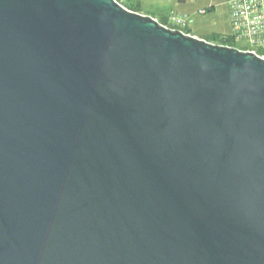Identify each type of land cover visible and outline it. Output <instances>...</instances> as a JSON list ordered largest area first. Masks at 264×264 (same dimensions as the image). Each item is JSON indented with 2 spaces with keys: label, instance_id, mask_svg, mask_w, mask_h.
I'll use <instances>...</instances> for the list:
<instances>
[{
  "label": "water",
  "instance_id": "95a60500",
  "mask_svg": "<svg viewBox=\"0 0 264 264\" xmlns=\"http://www.w3.org/2000/svg\"><path fill=\"white\" fill-rule=\"evenodd\" d=\"M0 264H264V59L0 0Z\"/></svg>",
  "mask_w": 264,
  "mask_h": 264
},
{
  "label": "rangeland",
  "instance_id": "374dc122",
  "mask_svg": "<svg viewBox=\"0 0 264 264\" xmlns=\"http://www.w3.org/2000/svg\"><path fill=\"white\" fill-rule=\"evenodd\" d=\"M118 3L125 9L129 5L137 6L140 9L137 14L147 16L153 14L158 16L152 17L156 21L162 18L161 14L168 13L166 19L171 12L178 14L186 18V27L195 34L205 32L229 35L231 32L225 0H120ZM199 11H205V14L200 15Z\"/></svg>",
  "mask_w": 264,
  "mask_h": 264
},
{
  "label": "built area",
  "instance_id": "2783aa9c",
  "mask_svg": "<svg viewBox=\"0 0 264 264\" xmlns=\"http://www.w3.org/2000/svg\"><path fill=\"white\" fill-rule=\"evenodd\" d=\"M225 4L230 19L229 35L234 45L224 47L264 59V0H225ZM198 14L203 15L205 11H199ZM186 26V18L171 12L164 27L182 31Z\"/></svg>",
  "mask_w": 264,
  "mask_h": 264
},
{
  "label": "trees",
  "instance_id": "16d2710c",
  "mask_svg": "<svg viewBox=\"0 0 264 264\" xmlns=\"http://www.w3.org/2000/svg\"><path fill=\"white\" fill-rule=\"evenodd\" d=\"M117 3L120 0H115ZM128 11L134 12V13H139L140 9L137 6H132L129 5L128 6ZM157 21L159 22V24H161L162 26H165L167 24V19L164 18H160L157 19ZM182 32L185 34H191V31L189 28H184L182 29ZM202 40L211 43V44H215V45H221V46H229L232 47L234 45L233 40L231 39L230 35H224V34H209L208 36H205ZM264 55V51L262 52Z\"/></svg>",
  "mask_w": 264,
  "mask_h": 264
},
{
  "label": "crops",
  "instance_id": "0c3cea01",
  "mask_svg": "<svg viewBox=\"0 0 264 264\" xmlns=\"http://www.w3.org/2000/svg\"><path fill=\"white\" fill-rule=\"evenodd\" d=\"M168 13H165V14H161V16L160 17H162V18H164L166 15H167ZM149 16H151V17H155V18H157L158 16H154L153 14L152 15H149ZM190 31H191V36L192 37H195V38H198V39H203L205 36H208L209 34L208 33H205V32H203V33H200V34H195V33H193L192 32V30L190 29Z\"/></svg>",
  "mask_w": 264,
  "mask_h": 264
}]
</instances>
